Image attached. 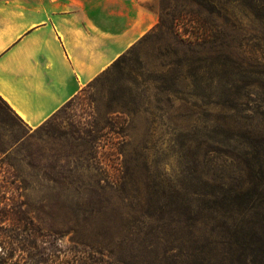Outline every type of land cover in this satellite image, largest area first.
<instances>
[{"label": "rangeland", "instance_id": "obj_1", "mask_svg": "<svg viewBox=\"0 0 264 264\" xmlns=\"http://www.w3.org/2000/svg\"><path fill=\"white\" fill-rule=\"evenodd\" d=\"M222 3L159 0V21L174 10L195 16L155 26L38 126L0 101V174L62 247L125 264L127 225L170 219L160 208L200 189L209 159L223 165L222 144L209 138L219 125L234 134L233 176L244 174L242 160L264 142V19ZM185 27L208 38L183 42Z\"/></svg>", "mask_w": 264, "mask_h": 264}, {"label": "trees", "instance_id": "obj_2", "mask_svg": "<svg viewBox=\"0 0 264 264\" xmlns=\"http://www.w3.org/2000/svg\"><path fill=\"white\" fill-rule=\"evenodd\" d=\"M175 1L194 3L211 11L225 4L223 1L240 2L258 19H264V0ZM169 13L171 20L167 21L161 15L156 29L163 25L174 29L195 16L192 10ZM176 35L183 42L208 38L205 29L191 32L186 27L177 29ZM0 101L23 121L1 96ZM217 133L219 136L209 138L222 144L219 153L223 165L214 158L209 159V170L202 179V187L192 190L186 198L177 191L172 206L160 208L159 217L168 214L170 219L127 225L128 258L125 264H215L218 260L219 264L262 262L264 187L260 181L264 179V164L258 154L264 149V142L257 143L252 156L242 160L244 174L233 176L236 172L233 173L234 150H230V142L234 140V134L226 125H219ZM214 163L217 167L213 166ZM212 166L215 169L210 170ZM11 183L0 174V264H111L101 256L95 258L91 247L89 250L75 245L62 247L56 236L44 230L42 223L30 213L26 197ZM217 251L221 254H216Z\"/></svg>", "mask_w": 264, "mask_h": 264}, {"label": "crops", "instance_id": "obj_3", "mask_svg": "<svg viewBox=\"0 0 264 264\" xmlns=\"http://www.w3.org/2000/svg\"><path fill=\"white\" fill-rule=\"evenodd\" d=\"M159 0H0V96L29 126L158 24Z\"/></svg>", "mask_w": 264, "mask_h": 264}]
</instances>
